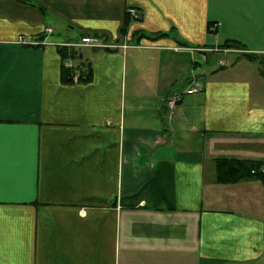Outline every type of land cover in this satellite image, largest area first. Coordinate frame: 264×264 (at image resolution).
Returning <instances> with one entry per match:
<instances>
[{
  "label": "crops",
  "instance_id": "obj_1",
  "mask_svg": "<svg viewBox=\"0 0 264 264\" xmlns=\"http://www.w3.org/2000/svg\"><path fill=\"white\" fill-rule=\"evenodd\" d=\"M263 59L264 0H0V264H264Z\"/></svg>",
  "mask_w": 264,
  "mask_h": 264
},
{
  "label": "trees",
  "instance_id": "obj_2",
  "mask_svg": "<svg viewBox=\"0 0 264 264\" xmlns=\"http://www.w3.org/2000/svg\"><path fill=\"white\" fill-rule=\"evenodd\" d=\"M130 14L127 12L126 23H128L131 19ZM211 28H209L210 32H213L215 27V23L210 24ZM224 47H234V48H242V45L239 42L235 41H227L224 44ZM58 51L61 54V59L63 60L66 57L73 58L75 56L74 49L69 46H58ZM242 55L246 56L248 59H255L256 55L251 53H243ZM78 66V65H77ZM264 69L261 68V72ZM75 70L71 69L68 66H64L61 64V76L65 81H72V76L74 74L78 75V78L82 76L80 72L73 73ZM261 165H264L261 161H249V160H240L237 158H225L220 157L215 160V169H216V179L219 181H236L238 179L248 177V176H256L260 179L263 178V174L260 172L259 168ZM254 170L255 172H251Z\"/></svg>",
  "mask_w": 264,
  "mask_h": 264
},
{
  "label": "built area",
  "instance_id": "obj_3",
  "mask_svg": "<svg viewBox=\"0 0 264 264\" xmlns=\"http://www.w3.org/2000/svg\"><path fill=\"white\" fill-rule=\"evenodd\" d=\"M127 12L130 14L132 19H137L139 17V12L135 7H128L127 8ZM50 28H47L45 31L50 32ZM23 42H27V43H36L35 41L31 40L28 42V40H20ZM65 46H103V47H112L114 45L110 44V43H106L103 42L102 40H100L99 36L96 34H84L82 35L77 41H68L63 43ZM78 80V76L76 74H74L72 76V81H77ZM202 88V84L199 81L193 82V84H191V86L189 88H186L183 92L184 93H191L196 91L197 89H201ZM183 92H179V93H174L171 96H169L167 98V106L170 110H173L175 105L181 100L182 96H183ZM260 172L263 174V182H264V165H261V167L259 168ZM251 172H255L254 170H252Z\"/></svg>",
  "mask_w": 264,
  "mask_h": 264
},
{
  "label": "rangeland",
  "instance_id": "obj_4",
  "mask_svg": "<svg viewBox=\"0 0 264 264\" xmlns=\"http://www.w3.org/2000/svg\"><path fill=\"white\" fill-rule=\"evenodd\" d=\"M260 57V56H259ZM261 64L264 66V59L261 61Z\"/></svg>",
  "mask_w": 264,
  "mask_h": 264
}]
</instances>
